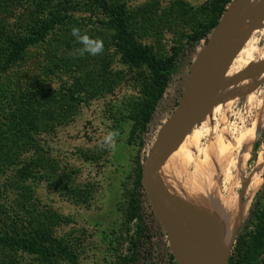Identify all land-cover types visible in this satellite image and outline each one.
Here are the masks:
<instances>
[{"label":"rangeland","instance_id":"1","mask_svg":"<svg viewBox=\"0 0 264 264\" xmlns=\"http://www.w3.org/2000/svg\"><path fill=\"white\" fill-rule=\"evenodd\" d=\"M106 1L122 6L127 31L151 56L177 52L160 103L142 128L137 112L152 73L146 61H121L107 13L90 0H0V237L27 238L73 256L57 249L38 255L0 242V264H117L134 250L137 264H169L168 253L175 256L134 176L205 41L187 51L188 36L211 16L212 0ZM73 26L101 39L104 51L70 55L80 47ZM36 30V41L7 63L16 43ZM230 50L225 75L264 56V0H250L240 11L222 56ZM263 128L264 69L221 90L160 168L165 188L188 214L203 209L213 184L243 205L228 255L263 183ZM109 133L116 134L115 147L101 145ZM131 197L138 211L127 221ZM255 221L243 234L240 264H264L257 229L264 214Z\"/></svg>","mask_w":264,"mask_h":264},{"label":"water","instance_id":"2","mask_svg":"<svg viewBox=\"0 0 264 264\" xmlns=\"http://www.w3.org/2000/svg\"><path fill=\"white\" fill-rule=\"evenodd\" d=\"M249 2L250 0H230L226 4L216 24L199 46L181 94L169 116L160 125L140 165V185L152 213L162 228L185 247L197 264H220L216 240L189 216L183 203L168 192L162 182L160 168L184 137L209 112L221 90L253 78L264 69L263 56L229 75L221 73L225 57L222 56V50L226 38L240 11ZM209 73L212 74L207 86L198 93L199 85ZM227 257L228 255L223 264H226ZM174 258L176 264H179L175 256Z\"/></svg>","mask_w":264,"mask_h":264},{"label":"trees","instance_id":"3","mask_svg":"<svg viewBox=\"0 0 264 264\" xmlns=\"http://www.w3.org/2000/svg\"><path fill=\"white\" fill-rule=\"evenodd\" d=\"M229 1L230 0L211 1L210 18L203 26H201L199 29L188 36V52L193 51L201 40L204 41L206 39L208 32L216 24L220 14ZM90 2L98 6L101 10H103L111 17L112 25L116 30V45L120 52L121 61L123 63L134 66L146 61L148 64V69L152 73V81L148 83L149 86L146 87V95L148 98H146V100L141 103V106L137 112L140 119L139 123L142 128L143 124L148 121L155 107L160 103L162 94L170 80V71L174 66L177 52L175 51L171 55H168L161 59L151 56L144 47L135 42L131 33L127 31L122 15L121 5L112 7L106 0H90ZM39 34L41 35L40 30H36L32 33L33 36L31 35L28 38L16 43V50L13 54L10 55L7 63L13 61L17 57V53L21 48H24L27 44H29V42L36 41L37 37H39ZM257 147L258 141L255 140L251 146V158L255 154ZM134 187L141 189L139 162L134 176ZM137 211L138 206L136 204V200L134 197H131L129 207L126 211V220H132L137 214ZM248 212L250 215L246 219L245 223L241 226L240 233L235 238L234 245L227 257L226 264H240V259L242 257L240 254V247L243 243V234L249 232V230H246L248 225H253V228L256 227L255 219L257 218V216H259V214H264V177L261 187L257 190L252 198V201L250 202ZM258 228H260L259 230L262 231L260 234V245L263 248L262 250H264V227H257V229ZM0 242L8 246L18 248L24 252L34 253L38 255H53L55 250L57 249L56 251H59L61 255L67 258L73 257L64 249L56 248L54 250L51 247L47 248L46 246L36 244L33 241L23 237H0ZM138 253L139 252H136L134 250L129 256H119L117 264H137ZM168 263L176 264L175 258L172 253H168Z\"/></svg>","mask_w":264,"mask_h":264},{"label":"bare ground","instance_id":"4","mask_svg":"<svg viewBox=\"0 0 264 264\" xmlns=\"http://www.w3.org/2000/svg\"><path fill=\"white\" fill-rule=\"evenodd\" d=\"M232 53L233 50H230L227 53L226 57H224V61H226V58L230 57ZM222 63L220 64V66L222 65ZM218 69L219 68H217V70ZM210 74L212 73L206 75L204 82L199 85L197 89L198 93L207 86ZM207 152L208 150H206V153ZM175 153L176 150L171 153L170 156ZM259 161L261 162V160ZM208 186H210V184ZM206 195H208L209 197L208 200L206 199L207 201L203 204V209L198 210V213H195L197 211H195L194 209V212H191V214H189L194 216L196 219V223L203 226L216 240L218 260L220 264H223L226 256L228 255L235 230L238 226L242 214L243 205H239L237 200L233 199V197L229 195V192L225 195L219 193L217 187L214 184L204 192V196ZM168 236L170 244L174 248V254L179 264H197L194 258L182 244H180L171 234H168Z\"/></svg>","mask_w":264,"mask_h":264},{"label":"clouds","instance_id":"5","mask_svg":"<svg viewBox=\"0 0 264 264\" xmlns=\"http://www.w3.org/2000/svg\"><path fill=\"white\" fill-rule=\"evenodd\" d=\"M71 35L74 37L76 43L80 47L76 48L74 52L70 55H78L83 57L85 54L96 56L104 51L103 41L99 38H93L87 34V32H82L79 27L73 26L71 28ZM115 133L107 134L101 141L102 146L115 147L114 138Z\"/></svg>","mask_w":264,"mask_h":264}]
</instances>
